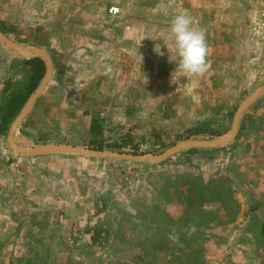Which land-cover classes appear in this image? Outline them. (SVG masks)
<instances>
[{
  "label": "rangeland",
  "instance_id": "374dc122",
  "mask_svg": "<svg viewBox=\"0 0 264 264\" xmlns=\"http://www.w3.org/2000/svg\"><path fill=\"white\" fill-rule=\"evenodd\" d=\"M73 1L74 5L69 6V3L62 4L55 1L53 3V0H45L44 3L39 0H27L30 4L26 0H20V3L17 0L19 9L12 10L13 5L9 0H0V31L21 46L47 49L43 50L51 61L59 57L66 59L65 56L52 51L54 43L77 46L82 36H74L69 32L75 31L74 28L83 31L87 29V21L84 22L87 13L95 15L105 12L102 5H89L88 0ZM115 1H123L125 4L122 6L114 4L116 6L112 7H120L125 14H138V16L140 14L143 20L136 21L134 27L131 20L121 22L109 17L101 19L105 21L100 24L91 25L93 31L100 30L99 28L105 29L107 39L110 40L104 45L109 46L111 50H106L102 54L80 53L83 61L87 58L91 61L87 67L88 71L91 70V65L96 63L95 61L100 63L98 68H92L96 71L92 93L98 88H103L107 92L113 91L118 94L117 90L120 88L119 95L125 97L128 95L134 97L138 92L154 94L157 97L156 100L152 99L154 103L160 102L164 105L168 117L173 115L172 119L168 118L167 123L173 130L168 133L159 130L155 134L156 140L164 141L158 148L135 150L126 147L100 150L129 154H158L183 139H211L227 132L230 128L226 126L228 130L217 129L220 130L216 131L219 134L211 133V136L192 131L210 125L219 128L221 125L218 121L223 122L225 117L228 119V124L230 122L229 125H232L234 112L240 102L256 88L264 85V40H260L252 29L254 12L263 4L254 10L251 16L253 19H250L247 10L240 9L244 0H228L224 3L222 0H199V3L202 2L200 7L198 0H184L186 3L181 0L174 3L172 14L187 13L193 21V26L202 30L204 36L207 35L205 42L208 40L211 43L207 46L206 71L199 75H186L178 67V56L174 51V39L172 34H169L168 22L163 18L157 19L158 16L170 12L167 9L170 8L167 6L169 4L165 2L158 4L160 0ZM192 1L195 4H192ZM214 3L224 6L220 7L223 13L218 19H214L213 16L216 12ZM225 12H228V15ZM200 14H205L206 19L198 18ZM150 15L155 17L145 21L144 18ZM38 19L42 21L40 24ZM45 20L52 23L47 31L42 25ZM141 23V41L135 43L137 39L132 37L133 30L138 29ZM70 28L72 29L69 30ZM55 31L60 35L63 33L59 40L57 36H51ZM97 41L91 39L89 42L86 40L85 43ZM114 43L117 45L113 46ZM116 46L118 52L115 50ZM167 47L172 50L170 53ZM0 49L4 51H0L1 102L4 96L2 89L9 83L21 87L26 76L21 72L20 65L16 61L13 68L6 62L12 56L14 60L20 58L13 55L10 48L1 41ZM93 103L97 102L93 101ZM213 120H216V123L213 124ZM4 135L6 137V133ZM19 136L17 134V138H21ZM24 142L30 143L26 140ZM7 149L13 154L8 144ZM197 149L200 148L179 150L156 163L150 160L110 158L90 162L87 156L50 154L44 155V163L25 164L23 170L30 182L29 190L38 188V182L31 181L37 178V174L40 175L39 188L42 186V178H45L46 207L43 209L45 213L40 211V213L35 211L30 213L27 208H30L33 199L30 197L29 201H24L23 197L20 198L18 204H23L24 207L15 214L14 224H8L7 229L3 228V230H1L3 224H0V264H186L180 254L189 256L190 264H197L196 251L192 252L193 250L188 246L180 249L178 242L180 237L176 230L181 229L182 224H132L133 215L118 207V204L127 198L126 193L119 196L115 192L117 188L111 187L116 179L115 186L121 185L118 183L119 179L125 180L123 184L127 188H124L126 192L144 187L145 182L149 183L151 174L161 172L160 167L179 166L184 163L183 159L186 155ZM82 173L86 174L88 179L92 178V181L84 179ZM160 174V176L164 175ZM11 177L15 178V176ZM163 180L164 177L159 182L162 191L165 190L163 185L165 180ZM56 189H59L57 201L65 203L63 206H72L68 207L67 214H57L53 209L56 204L54 202ZM130 198L133 203L132 197ZM156 201L160 206L161 200L157 198ZM107 206L110 209L109 214L106 213L105 221H97L96 212H102L108 208ZM60 215H64L66 220L68 217V223L70 220L76 221L74 215L79 216L78 219L82 222L59 224L56 220ZM93 215L91 220L90 217ZM160 215L156 214L153 218L158 221ZM86 216H89L91 221L88 224L84 221ZM139 217L142 222H147L150 218L148 212L143 211ZM139 237L142 239L145 237L141 244H137ZM139 246L145 254V259L134 251ZM173 256V260L169 259Z\"/></svg>",
  "mask_w": 264,
  "mask_h": 264
},
{
  "label": "crops",
  "instance_id": "0c3cea01",
  "mask_svg": "<svg viewBox=\"0 0 264 264\" xmlns=\"http://www.w3.org/2000/svg\"><path fill=\"white\" fill-rule=\"evenodd\" d=\"M39 1L44 3L45 0ZM54 1L62 4L69 3V6L74 5L73 0H53V3ZM180 1H158V4L163 2L169 4L167 6L170 8L167 9L170 12L158 16L157 19L163 18L170 27L175 16L171 12L173 11L172 6ZM224 1L228 0H222V3ZM18 2L20 3V0ZM18 2L9 0V3L13 5L12 10L19 9ZM88 2L89 5H102L105 12L95 15L93 13L86 14L84 22L87 21L88 30L74 28L75 31H72V28L69 29L71 35L82 36L77 46L65 45L61 42V45L54 43L52 51L61 54L60 56H65L66 59L59 57L52 60L51 78L30 112L17 127L16 142L19 143V139H21V141L26 140L36 144L65 143L88 148L101 146L102 149L127 147L143 150L161 147L164 141L156 140L155 134L159 130L167 133L173 130L172 126L167 124L168 118L172 119L173 115L168 117L165 106L160 102L154 103L152 99L156 100L157 97L154 94H141L142 92H138L134 97L120 96V88L117 90L118 94L113 91L107 92L103 88H98L96 92L92 93L93 79L96 75V71H93L92 68H98L100 63L95 61L96 63L92 64L91 70L88 71L87 67L91 61L88 58L84 61L80 58L82 56L80 53L84 52L102 54L106 50L111 51L109 46L104 45L110 40L107 39L105 29L99 28L100 30L93 31L92 24H100L105 21L101 19L111 17L121 20V22L131 20L135 27L136 21L143 20L142 15L125 14V11H121L120 7H116V12H110L111 8H115L112 7L116 6L114 4L120 6L125 4L123 1L88 0ZM193 2L192 4H195ZM27 3L30 4V2ZM183 3L186 2L183 0ZM201 3L198 0L199 7ZM85 4L87 3L85 2ZM261 4L264 5V0H244L243 3L241 2L240 9L247 10V16L253 19L251 16H253L254 10H257ZM213 7L216 9L213 15L214 19L220 18L223 13L220 7L224 6L214 3ZM15 11L12 13L14 14ZM225 13L228 15V12ZM153 17L155 15L147 16L144 19L147 21ZM206 17L205 14L198 16L201 20H205ZM37 21L39 24L42 22L39 19ZM51 24L48 20L42 23L46 31ZM138 27L133 30L132 34V37L137 39L134 41L135 43H140L142 37V23ZM52 35L57 36V40H59L58 38L62 37L63 33L60 35L55 31ZM94 38L97 39L94 40ZM91 39L99 40L97 42L101 43L93 42L89 43L90 45L85 43L86 40L89 42ZM210 44L207 40L206 45ZM114 45L117 44L114 43ZM115 50L119 51L117 46ZM0 51L3 50L0 49ZM14 61L12 56L6 62L13 68ZM16 63L19 62L16 61ZM93 101L97 103H93ZM213 121V124L216 123V120ZM218 123L221 125L219 128L210 125L207 128L202 126L198 130L206 132V136H211L210 132L220 131L217 129L226 127L229 129L231 126L226 117L223 122L219 120ZM228 129L226 128V130ZM17 134L21 138H17ZM44 157V155L14 156L7 149V132L0 129V224H3L1 230L7 229L8 224H14L15 214L24 207L23 204H18L21 197L24 198V201H29L30 197L33 199L30 208H27L30 213L31 211L45 213L43 211L46 207L45 178H42V186L39 188L38 177L40 175L37 174V178L31 179V181L32 183L38 182V188L29 190L28 183L30 182L23 170L25 164L44 163ZM62 159L67 160V158ZM87 159L92 162L109 158L87 156ZM183 161L184 163L179 166L160 167L161 172L151 174L149 183L145 182L144 187L135 190L130 188L131 190L128 192L123 184L125 180L119 179L118 183L121 185L115 186L116 179L111 187L117 188L115 192L119 196L126 193L127 197L118 204V207L133 215L132 224H182L180 230L183 235H187L185 240L182 239V243L190 247L192 252L196 251L197 264H264V93H261L242 112L239 130L234 140L216 149H197L186 155ZM160 173L164 175L160 176ZM82 175L85 176L84 179L92 181V178L88 179L86 174L82 173ZM11 176H15V178ZM163 177L165 180H163L164 191L159 185ZM57 190L59 189H56L54 193L56 204L52 205L53 209L57 214H67L68 207L72 206H63L65 203L57 201ZM130 197H132L133 203H131ZM157 198L161 200L160 206L156 201ZM41 203L42 205H40ZM107 207L102 212H96V214L98 213L97 221H105L106 213L109 214L110 209L109 206ZM142 211L148 212L150 218L147 219V222H142L139 219ZM156 214L160 215L158 221L153 218ZM75 216V222L70 220L68 223L69 218L67 217L66 220L64 215H60L56 221H59V224H77L80 219L77 215H74V218ZM92 217L94 215L90 217L91 220ZM90 218L89 216H86V219L83 218L86 224L91 222ZM143 239L139 237L137 244H141ZM134 251L145 259V254L140 246ZM180 257L186 264H190L189 256L180 254ZM169 259L173 260L174 256Z\"/></svg>",
  "mask_w": 264,
  "mask_h": 264
},
{
  "label": "water",
  "instance_id": "95a60500",
  "mask_svg": "<svg viewBox=\"0 0 264 264\" xmlns=\"http://www.w3.org/2000/svg\"><path fill=\"white\" fill-rule=\"evenodd\" d=\"M0 41L3 42L7 47L10 48L11 53L20 59H30L33 57L41 58L45 63V73L33 90V92L28 97L26 103L17 114L15 119L12 121L9 130L7 132V144L9 148L13 151L15 156L19 157H31L38 155H50V154H66V155H82L90 157H101V158H117L123 160H136L145 161L150 160L152 162H161L172 154L176 153L182 149H192V148H213L229 143L234 140L237 136L240 117L242 112L255 101V99L264 93V85L259 86L250 95L244 98L240 104L237 106L232 120V125L230 129L224 134L218 135L211 139H197V138H187L183 139L176 144L166 148L163 152L158 154L153 153H143V154H129L124 152H116L110 150H99L94 148H88L83 146L65 144V143H25L24 141H19V144L15 140V132L21 121L32 109L38 96L44 91L47 86L48 81L51 78L53 72V64L49 55L41 48L36 46H21L11 39H9L4 33L0 31Z\"/></svg>",
  "mask_w": 264,
  "mask_h": 264
},
{
  "label": "trees",
  "instance_id": "16d2710c",
  "mask_svg": "<svg viewBox=\"0 0 264 264\" xmlns=\"http://www.w3.org/2000/svg\"><path fill=\"white\" fill-rule=\"evenodd\" d=\"M15 61L19 62L20 70L26 77L24 78L21 87H15L9 83L2 89L4 96L2 95L3 97L0 102V129L4 131L8 129L45 73V63L39 57L23 60L16 58ZM192 132L206 135V132L199 131L198 129H193ZM211 133L215 134L216 132L213 131L210 132V134ZM95 149H102V147L98 146ZM176 233L180 237V240L178 241L180 249H183L186 245L182 243V239L185 240L187 235H183L180 229H177Z\"/></svg>",
  "mask_w": 264,
  "mask_h": 264
},
{
  "label": "clouds",
  "instance_id": "9594fccd",
  "mask_svg": "<svg viewBox=\"0 0 264 264\" xmlns=\"http://www.w3.org/2000/svg\"><path fill=\"white\" fill-rule=\"evenodd\" d=\"M174 39V51L178 56V67L186 75H199L207 68V45L202 30L193 26L191 17L177 13L170 24ZM169 50V53L170 49Z\"/></svg>",
  "mask_w": 264,
  "mask_h": 264
},
{
  "label": "built area",
  "instance_id": "2783aa9c",
  "mask_svg": "<svg viewBox=\"0 0 264 264\" xmlns=\"http://www.w3.org/2000/svg\"><path fill=\"white\" fill-rule=\"evenodd\" d=\"M111 12H116V8H113ZM252 23V29L256 36L260 40H264V5L255 12Z\"/></svg>",
  "mask_w": 264,
  "mask_h": 264
}]
</instances>
